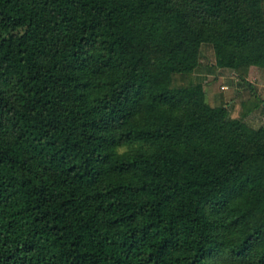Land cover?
Segmentation results:
<instances>
[{
    "label": "trees",
    "instance_id": "obj_1",
    "mask_svg": "<svg viewBox=\"0 0 264 264\" xmlns=\"http://www.w3.org/2000/svg\"><path fill=\"white\" fill-rule=\"evenodd\" d=\"M202 44L264 69V0H0V264H264V125Z\"/></svg>",
    "mask_w": 264,
    "mask_h": 264
},
{
    "label": "rangeland",
    "instance_id": "obj_2",
    "mask_svg": "<svg viewBox=\"0 0 264 264\" xmlns=\"http://www.w3.org/2000/svg\"><path fill=\"white\" fill-rule=\"evenodd\" d=\"M200 51V65L191 74V78L195 84L202 85L207 102L219 106L228 104V110L233 117L246 113V121L250 126H263V114L255 108L250 109L257 100L249 91L247 92V87L242 81L236 80L231 70L219 69L214 64L216 57L209 44H202ZM173 81L177 86H184L188 82L186 76L178 74L174 75ZM243 97H246V102L242 105Z\"/></svg>",
    "mask_w": 264,
    "mask_h": 264
},
{
    "label": "crops",
    "instance_id": "obj_3",
    "mask_svg": "<svg viewBox=\"0 0 264 264\" xmlns=\"http://www.w3.org/2000/svg\"><path fill=\"white\" fill-rule=\"evenodd\" d=\"M232 74L236 80L242 81L235 76L233 71ZM242 84L247 87V92L249 91L254 96L257 100L256 102L261 105L260 108L257 107L256 110H259L264 116V69L258 66H251ZM243 99L246 100V97H243L241 101Z\"/></svg>",
    "mask_w": 264,
    "mask_h": 264
},
{
    "label": "clouds",
    "instance_id": "obj_4",
    "mask_svg": "<svg viewBox=\"0 0 264 264\" xmlns=\"http://www.w3.org/2000/svg\"><path fill=\"white\" fill-rule=\"evenodd\" d=\"M125 152H126V148L123 147V146L118 147V148L116 149V154H117L118 156H123V155L125 154Z\"/></svg>",
    "mask_w": 264,
    "mask_h": 264
}]
</instances>
